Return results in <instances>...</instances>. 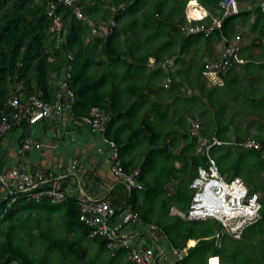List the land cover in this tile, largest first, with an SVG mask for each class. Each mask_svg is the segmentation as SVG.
Segmentation results:
<instances>
[{
  "label": "trees",
  "instance_id": "trees-1",
  "mask_svg": "<svg viewBox=\"0 0 264 264\" xmlns=\"http://www.w3.org/2000/svg\"><path fill=\"white\" fill-rule=\"evenodd\" d=\"M188 1L79 0L80 7L87 17L98 24L100 33H93L87 21L77 19L71 7L56 0L58 5L55 13L67 28V33L62 36L64 38L58 40L52 30L53 19L48 15V0H0V122L4 116L11 117L13 121L11 130L0 137V145L12 132L18 136L20 143L32 134L33 126L47 120V123L51 122L45 125L46 127L54 123L50 118H42L36 123H30L26 118H14L13 115L18 110V107L12 105L14 97L22 93L21 99L24 103L27 96L37 94L40 98L54 103L58 100L59 91L63 92L61 101H65L66 92L70 89L75 93V100L71 109L64 108V112L70 116V121H81V118L91 115L94 107L112 115L107 122L106 136L120 147L121 160L126 149L144 143V139L134 142V134L146 135L149 146L144 153V160L139 164V180L144 185L143 189L129 190L124 182L119 181L105 198L115 208L121 210L129 207L140 217V222H134L135 229L156 224L166 234L170 244L180 248L184 247L189 236L198 230L204 238L189 248L187 255L177 264H205L209 255L218 254L223 258L227 252L231 256L230 264H264L261 234L264 233V181L258 179L263 169L252 163L248 153L253 151L259 156L256 151L245 150L233 144L215 146L211 150L223 175L228 179L240 176L248 183L252 192L262 193L261 218L244 230L241 239L229 237L221 222L214 218L191 220L179 215L169 216L171 203H175L185 213L188 212L193 196L189 184L205 156L197 153L196 141L189 138L186 115L182 116L177 127H173L164 143L158 141L156 126L166 120L167 106L157 99L148 100L149 92L154 91L156 81L163 80L168 75L172 78V87L168 91L184 84L177 81L175 73L165 72L158 64L172 56L176 57L175 61L179 63L180 55L195 45H215L222 39L228 44L234 34L232 32L235 20L248 14L240 10L238 14L227 17L221 27L216 28L212 34L188 35L186 29L190 25H208L212 22L209 16L204 19H189L185 11ZM218 1L198 0L211 15L221 18L224 9L218 6ZM198 2L190 1L189 5H197L200 8ZM252 5L255 6V3ZM257 9L260 12L258 6ZM189 15L191 16V11ZM112 17L116 20V26L111 34H107L106 30ZM88 37L90 41H87ZM150 56L156 57L157 67L148 65ZM238 64L240 63L233 62L232 70L224 80L234 76ZM250 65L248 62L243 67L250 68ZM203 67L202 64L201 68L197 66L193 70L202 73ZM198 79V76H194L191 85L196 93H201L199 97H202L206 84ZM63 82L67 85L64 86ZM162 89L165 90L163 86ZM224 94V91L219 90L216 94L208 95L206 101H201L198 112L191 113L202 120V126L204 124L206 129L202 130L203 135L217 136L227 141L232 138L239 141L255 137L264 143V134L251 135L249 129L242 128L238 120L234 119V113L235 116H241L246 108H228ZM139 101L149 103V107L146 108L144 116L135 121L133 111ZM212 108L213 115L210 116L207 113L212 112ZM205 116L212 118L210 124L209 120H205ZM122 119H127L131 124V136L112 135L114 123ZM211 128L214 132L209 131ZM182 141L185 145L180 147ZM5 164L4 157L0 154L1 172L4 171ZM123 166L130 172L131 168L126 163ZM169 166L171 170L168 172ZM147 167H155L161 172L159 178L164 171L168 172L169 179H158V184L153 179L143 177V171ZM46 174L49 175L50 172ZM173 179L178 180L180 185L171 191ZM1 183L0 181V185ZM63 186L65 187V183ZM8 195L11 196L10 193ZM77 198L69 196L65 202L55 204L48 198L37 202L18 194V200L9 203L0 196V263L90 264V251L85 243L93 241L97 250L109 257L108 261L102 258L97 264H121L123 259L127 258V249L111 251L106 248L104 237L90 236V228L79 218L81 207ZM42 208H46L49 214L64 212L65 229L60 233L40 231L44 242L39 243L41 248L37 254L32 247H25L22 242L28 238L35 241L33 232L37 231V214ZM257 225L263 229L250 230L247 234V229ZM25 230L31 231V234L22 235ZM218 234L221 235L220 241ZM25 237L27 239H23ZM152 245L157 252L158 244ZM217 263L218 260L212 262ZM127 264L133 263L129 260ZM222 264H225L223 259Z\"/></svg>",
  "mask_w": 264,
  "mask_h": 264
},
{
  "label": "built area",
  "instance_id": "built-area-1",
  "mask_svg": "<svg viewBox=\"0 0 264 264\" xmlns=\"http://www.w3.org/2000/svg\"><path fill=\"white\" fill-rule=\"evenodd\" d=\"M50 8L48 15L52 17V30L60 40L67 33L64 21L57 16L55 9L56 0H48ZM60 3L71 7L77 19L88 22L93 33H100L96 21L89 19L80 7L79 0H57ZM191 0L188 1L189 6ZM260 10L264 13V0H256ZM200 6V5H199ZM218 6L224 9L221 18H215L211 25L203 23L190 25L186 32L188 34L203 33L211 34L216 28L221 27L223 21L240 11L238 0H219ZM124 8V6H121ZM192 9V6H189ZM203 14L200 19H204L208 12L203 8ZM189 19L193 16L187 15ZM116 26L115 18L110 19L107 34H111ZM238 38H233L229 42L219 59L207 60L204 65V74L207 76L211 85L218 84L224 77L228 76L232 69L233 62L242 63L240 57V48ZM150 64L157 63L156 57H150ZM175 63L174 58H168L159 65L166 69H172ZM171 78L167 79V84ZM63 85H67L63 82ZM191 91V90H190ZM41 95V92H39ZM23 94L16 96L12 100V105L18 107L13 117L17 119L26 118L30 123H36L42 118L54 119L64 113V108H72L75 100V93L68 89L65 95L66 100L61 101L63 92L59 91L58 100L54 103L40 98L37 94L27 96L26 102L22 103ZM112 118L99 108H94L91 115L81 118V122L89 126L92 132L105 135L107 122ZM13 126L12 118L4 116L0 122V137L8 133ZM202 122L198 116L190 118L189 138L196 141L198 145L197 152L204 154L205 158L198 166L197 173L189 184L193 191L192 200L185 217L191 220L214 218L221 222L225 231L234 238H242L244 230L254 224L261 218L263 201L261 193L251 191L248 183L240 176L228 179L223 175L218 167L211 150L215 146L233 144L239 145L245 150L256 151L264 159V143L255 137H248L243 140H223L217 136L205 137L201 134ZM105 141L112 147L111 151V172L122 182L129 190L132 188L143 189L144 185L139 180L141 169L135 168L127 171L120 158L119 146L117 143L104 136ZM32 138H25L19 143L17 154L20 158L18 165L0 171V196L4 201L15 203L18 200V194L26 196L29 200L37 202L48 198L55 204L63 203L67 200L68 194L59 177L47 175L43 170H30L25 161L28 149L30 148ZM34 145L39 148L41 144L34 141ZM76 167L75 162L63 167L67 172H71ZM11 194L8 195V194ZM3 194V195H1ZM78 203L81 207L80 220L90 228V236H102L106 239V248L111 251H117L120 248L127 249L128 259L134 264H157V252L154 245H157L159 227L156 224H149L144 231L136 230L132 233L125 231V226L129 223L140 222L141 219L129 207L121 210L115 208L106 199L92 198L86 195L82 190L78 197ZM146 238V239H145ZM1 239V236H0ZM173 252L181 260L184 256V250L180 247H173ZM1 264V263H0ZM219 264V263H218Z\"/></svg>",
  "mask_w": 264,
  "mask_h": 264
},
{
  "label": "crops",
  "instance_id": "crops-1",
  "mask_svg": "<svg viewBox=\"0 0 264 264\" xmlns=\"http://www.w3.org/2000/svg\"><path fill=\"white\" fill-rule=\"evenodd\" d=\"M241 1L242 6H240V10L248 12V14L243 18L235 20V25L233 26L234 31L232 32V34H234L229 40V42H231L233 38L239 39L238 45L240 48V57L243 59V62L236 66L234 76H229L225 80L223 78L220 83L211 85L207 76L204 74V67L202 73L193 70L194 67L197 66L201 68L202 64L205 65L207 60H214L222 57L227 45V43H225L226 40L222 39L215 45L213 43H209L208 46L204 45V43L199 44V46L195 45L194 48L189 51L186 50L184 54L180 55L181 61L179 63H176L175 61L172 69L166 70L163 68L167 73H175L177 81L183 82V85L175 87L173 91H168V89L172 87V85H170L171 82L167 84V79L169 77L171 78V76L168 75L166 83H163L164 81H156L154 91L149 92L148 100L153 101L157 99L167 106V114H165L166 120H163L164 122L159 124L157 123L156 126L159 142L164 143V140L167 138V135L171 133L173 127H177V124L181 123L182 116H187V122L189 123L190 128V118L194 116L191 113L194 114L198 112L199 107L202 104L201 101H206L208 95L216 94L219 90L224 91L225 94L223 97L225 102L227 99H232L234 102L236 101V104L234 103L233 105L226 102L228 108L244 107L246 109H252V112H255L252 119L260 128V130L255 131L254 134H264V132L261 133L264 128V106L262 105V101H264V13L260 10L261 14L257 9V2L255 6L252 5L251 7L247 5L245 1ZM198 4L208 12V15H205V18H208V16L209 18L211 17L212 22L215 18H218L217 16L211 15L210 11L205 6L199 2ZM189 6L186 5L185 7L186 16L189 14V11H191L194 19H200L201 15L204 13L203 10L196 6L195 11L190 10ZM87 41H90V37L87 38ZM150 57L148 61H150ZM171 58L176 60V57L174 56ZM248 62L251 63L250 68H244L243 66L248 64ZM156 64L157 63L150 64L148 62V65L151 67H157ZM194 76H198L199 79L206 84V89L203 94L204 98H202L203 96L199 97L201 93L199 95L195 92L196 90L194 89V91L192 88L191 81ZM162 86L165 90L162 89ZM188 88H190L191 91L188 92ZM193 95L197 96V98ZM198 97L200 99H198ZM147 107H149V103L146 104L142 101H139V103L137 102L133 111V120L138 121V119L143 117ZM94 108H92V110ZM211 110L212 112L207 113L210 116L213 115V108ZM258 110L259 113H257ZM204 118L205 120L207 119V121L209 120V124L212 122V118H208L207 116ZM47 121L41 122L37 124V126H33L32 134L26 137L32 138L33 140L25 157L28 168L30 170L39 169L44 172H50V175L59 177L63 180L62 183H65L64 188L68 197H79L82 190L86 195L92 198H107L112 189L115 188L116 184L121 180L111 172L112 147L104 139L106 133L105 135L96 134L91 131L88 125L83 124L80 120L72 119V121H70V116L66 112L52 119V122L54 123L48 127L45 125H48L51 121L48 123ZM204 129L205 127L203 124L201 129L202 135V130ZM131 130V124L128 120L122 119L114 123L112 135L116 134L118 137L131 136L133 134ZM209 131L214 132L213 129ZM134 135V142L138 139H144V143L140 146L126 149L124 152L121 162L122 164L126 163L128 167L131 168L130 171L135 168H140L139 164L144 160V153L149 146L146 135L142 133L139 134V136H136V134ZM35 140L41 144L39 148L34 145ZM183 145H185V142L182 141L180 147ZM18 147L19 140L15 133H13V135L11 134L1 142L0 154L4 157L6 162L5 169L18 165L20 161L17 154ZM197 149L198 145L196 144V151ZM71 162H75L76 167L71 172H67L63 167L71 164ZM177 165H179V163H177ZM168 172L164 171V174L159 178L161 172H158L155 167H151V169L147 167L146 170L143 171V177L153 179V181H157L158 179L166 180L169 179L167 177ZM176 181L178 180L173 179L172 186L170 187L171 191L177 186L174 183ZM174 215H179L187 219L184 211H182L175 203H171L169 216ZM64 222L65 213L62 211L53 212L47 215L37 214L36 229L42 233L43 231L60 233L65 229ZM129 224L134 227V222ZM145 228L146 227L144 226L142 229H135L134 231H144ZM159 230L160 232L157 239V264H177L180 259L173 252L172 248L175 246L170 244L166 234L162 232V229ZM224 232L228 234L229 237L234 238L230 236L227 231ZM220 236L221 235L218 234L217 238L219 239ZM201 238H204V236H201L198 230L190 235L186 245L181 247L184 250L183 256H186L189 248L195 246ZM227 240H229V238ZM218 241H220V239ZM32 246H34L32 248L36 253L40 252L41 247L39 243L36 245L33 244ZM213 258H218V263L222 264V257L218 254L209 255L205 264H211Z\"/></svg>",
  "mask_w": 264,
  "mask_h": 264
},
{
  "label": "rangeland",
  "instance_id": "rangeland-1",
  "mask_svg": "<svg viewBox=\"0 0 264 264\" xmlns=\"http://www.w3.org/2000/svg\"><path fill=\"white\" fill-rule=\"evenodd\" d=\"M192 2H194L195 0H191ZM243 1H245L246 2V4L247 5H249V6H251L252 7V3H255L256 4V0H243ZM238 3H239V7L240 6H242V1L241 0H238ZM257 5H258V3H257ZM192 6V9L191 10H196V7H198L197 5H191ZM196 6V7H195ZM199 8V7H198ZM191 15L193 16V13L191 12ZM159 81H164L163 83H166V78H164L163 80H159ZM162 82H160V83H162ZM220 83V82H219ZM190 91V88H188V92ZM226 102L227 103H229V104H236V101L234 102V100H232V99H227L226 100ZM263 103H262V105L264 106V101H262ZM238 108V110H239V108H242V107H237ZM253 111V110H252ZM251 110H249V109H245L244 111H243V115H241V116H239L238 114L235 116V114L236 113H234V119L235 120H238V122H239V124H240V126L242 127V128H244V129H249L250 130V134L252 135V134H254V132L255 131H257V130H260V128H259V126L258 125H256L255 123H254V121H253V119H252V116L253 115H255V112H252ZM257 113H259V110L257 111ZM263 119V118H262ZM232 131L233 130H231V133H232ZM264 132V128H263V131L261 132V133H263ZM13 135V133H10L9 134V136L10 135ZM17 136V135H16ZM233 139V138H232ZM248 153H249V156H251V161H252V163L256 166V167H258V168H262L263 170L260 172V177H258V179L259 180H262V181H264V159H262L261 157H260V155L258 156V155H256L253 151H248ZM251 163V164H252ZM168 170H171V166H169L168 168H167ZM155 182H158V184H159V181H155ZM176 185H180V182L179 181H176V182H174ZM174 184V185H175ZM261 193V192H260ZM261 195H262V193H261ZM182 211H184V210H182ZM185 213V212H184ZM30 214V213H29ZM38 214H42V215H47V214H49V212L47 211V209L46 208H42V211H39L38 212ZM264 222V221H263ZM47 223V222H46ZM134 225V224H133ZM263 229V227L262 226H259V225H257V226H254V227H252V228H250V229H247V234H248V232H250V230L251 231H260V230H262ZM40 230V229H39ZM125 230L127 231V232H129V233H132L134 230H135V228L133 227V226H131L130 224H128V225H126V227H125ZM29 233L31 234V231H29V230H25V231H22V235H29ZM33 234H34V236H35V241H32V240H30L29 238H28V240H26V241H24V242H22L23 243V245L25 246V247H34V246H32L33 244H38V243H41V244H43V242H44V236L42 235V234H40V231H34L33 232ZM261 234H263L262 235V238H263V244H264V233H262L261 232ZM23 239H27V237H25V238H23ZM146 239V238H145ZM85 245L87 246V248L89 249V251H90V254H89V261L91 260V263L90 264H97L99 261H100V259H105V261L107 260L108 261V259H109V257L106 255V253H104V252H100L99 250H97V246H96V244L93 242V241H87L86 243H85ZM243 248V247H242ZM39 253V252H38ZM37 253V254H38ZM106 256V257H105ZM92 258V259H91ZM223 261L225 262V264H230V260H231V256H230V254L227 252L225 255H223ZM127 263H129V260H127V258H124L123 259V261H122V263L121 264H127ZM133 263V262H132ZM120 264V263H119ZM134 264V263H133Z\"/></svg>",
  "mask_w": 264,
  "mask_h": 264
},
{
  "label": "bare ground",
  "instance_id": "bare-ground-1",
  "mask_svg": "<svg viewBox=\"0 0 264 264\" xmlns=\"http://www.w3.org/2000/svg\"><path fill=\"white\" fill-rule=\"evenodd\" d=\"M215 260H218V258H214V259H212L211 260V264H212V262H214ZM218 264V263H217Z\"/></svg>",
  "mask_w": 264,
  "mask_h": 264
}]
</instances>
